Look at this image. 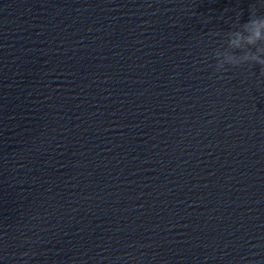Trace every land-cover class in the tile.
I'll return each instance as SVG.
<instances>
[{"label":"water","instance_id":"water-1","mask_svg":"<svg viewBox=\"0 0 264 264\" xmlns=\"http://www.w3.org/2000/svg\"><path fill=\"white\" fill-rule=\"evenodd\" d=\"M264 0H0V264H264V74L216 73Z\"/></svg>","mask_w":264,"mask_h":264},{"label":"clouds","instance_id":"clouds-1","mask_svg":"<svg viewBox=\"0 0 264 264\" xmlns=\"http://www.w3.org/2000/svg\"><path fill=\"white\" fill-rule=\"evenodd\" d=\"M241 12L236 13L231 30L226 32L224 46L212 53L215 72L222 73L230 67L260 66L264 74V14L253 7L246 21H241Z\"/></svg>","mask_w":264,"mask_h":264}]
</instances>
